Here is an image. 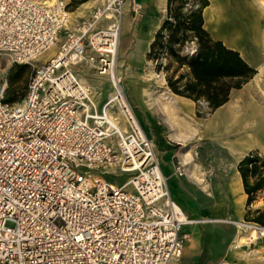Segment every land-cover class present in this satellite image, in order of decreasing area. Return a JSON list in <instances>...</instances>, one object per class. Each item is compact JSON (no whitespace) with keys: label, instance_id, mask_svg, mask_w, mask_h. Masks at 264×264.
<instances>
[{"label":"built area","instance_id":"built-area-1","mask_svg":"<svg viewBox=\"0 0 264 264\" xmlns=\"http://www.w3.org/2000/svg\"><path fill=\"white\" fill-rule=\"evenodd\" d=\"M188 4V3H187ZM95 0H0V53L34 66L22 97L0 89V264H177L192 222L171 197L154 142L117 72L126 9ZM72 24V26H68ZM91 68L111 89L98 105ZM128 173L121 184L104 174ZM174 171L185 173L178 160Z\"/></svg>","mask_w":264,"mask_h":264},{"label":"crops","instance_id":"crops-1","mask_svg":"<svg viewBox=\"0 0 264 264\" xmlns=\"http://www.w3.org/2000/svg\"><path fill=\"white\" fill-rule=\"evenodd\" d=\"M89 1L91 4L92 0ZM136 1L141 6L139 12L133 13L127 7L120 30L118 53L126 55L125 62L146 57L167 7V0ZM263 1L208 0L202 10L204 27L215 39L239 51L257 70L256 74L264 69ZM253 80L259 83L256 78ZM253 84L231 89L229 99L207 118L196 114L192 99L171 91L170 103L166 102V111L171 110L170 119L151 129L139 120L154 142L171 197L192 220L182 227L188 237L177 264H210L214 243L219 240L215 231L219 221L244 219L247 193L237 164L250 150L264 154V103L246 99L253 90L260 94ZM139 96L147 108L143 93ZM180 142L190 147L176 149L175 143ZM163 155H169L168 168L162 165ZM178 160L185 166L181 175L174 171ZM260 190L251 203L253 208L262 206L264 187ZM220 244L226 243L220 240Z\"/></svg>","mask_w":264,"mask_h":264},{"label":"trees","instance_id":"trees-1","mask_svg":"<svg viewBox=\"0 0 264 264\" xmlns=\"http://www.w3.org/2000/svg\"><path fill=\"white\" fill-rule=\"evenodd\" d=\"M81 1L69 0L68 6ZM207 4L208 0H167L163 21L146 52V58L155 62L156 71L164 72L168 88L196 103L197 115H202L198 109L200 100L211 112L229 99L231 89L241 87L256 72L239 51L215 39L204 27L202 10ZM163 58H167L166 62H162ZM24 92L14 95L8 87L3 99L14 102ZM237 168L248 206L264 187V156L257 149L250 150ZM244 218L264 225V208L255 209L252 216L247 208Z\"/></svg>","mask_w":264,"mask_h":264},{"label":"rangeland","instance_id":"rangeland-1","mask_svg":"<svg viewBox=\"0 0 264 264\" xmlns=\"http://www.w3.org/2000/svg\"><path fill=\"white\" fill-rule=\"evenodd\" d=\"M85 1L87 0L77 2V5L70 4L71 6L69 7V10L72 12L70 14L72 18H76L75 15L79 14L77 10L79 7L81 10H84V8L81 7V4ZM68 26H72V24H68ZM121 35L124 40V34ZM56 44L57 47L55 50L58 49V43ZM52 54L53 53L49 48L40 53L29 63H16L11 62L7 55L0 53V89L4 88L3 96L6 95L8 87H10V92L14 95L24 92L34 66L43 60L48 59ZM125 57V54L121 56V54L118 53L117 72L121 77L122 87L128 100L134 107L138 120H142L147 129H151L152 127L155 128L157 125L162 124L166 119L171 118V110L166 111L168 108L166 102L170 101L169 96L171 90L166 84L164 72L162 70L156 71L155 62L146 57L139 61L129 62H125ZM166 60L167 58H163L162 62H166ZM20 65L22 66L20 67ZM256 72L247 80L248 82L246 81L247 84H245V82L242 86L245 87L249 83L256 84V81L253 80L256 78L259 81V83L256 84V88L257 92L260 94L256 93V90H253L246 99L251 102L264 103V69L258 74H256ZM82 74L83 77L92 83L99 92L97 100L98 105H100L106 97V92L111 89L110 82L106 77L97 75L94 70L88 67L83 69ZM140 92L143 93V100H145L147 108L141 104L139 96ZM198 104V109L202 113V115L198 116L202 118L209 117L211 112H207L208 108L205 101L200 100ZM174 147L183 151L190 147V144L180 142L175 143ZM259 154L264 156V154L260 152ZM162 165L164 168L169 167V155H163ZM104 177L114 184H121L128 178V173L117 171L104 174ZM260 192H263V190H260ZM260 192H257L255 199H257ZM254 201L255 200L251 203ZM262 202V206L258 208H264V197ZM251 203L248 206L246 205L245 209H250V216L255 215V209H257L253 208ZM240 221L242 222L241 226H238L233 220L219 221V225L215 228V231L219 233V240L214 243L215 250L214 255L211 256L212 262L210 264H264V235L258 234V238H253L252 240L247 238L245 241L246 243L244 242V244H240L241 246L236 245V242L234 247L230 246L238 229H241L245 234H248L247 232L251 225H262L253 220H246L245 218ZM220 240H224L226 244L221 245Z\"/></svg>","mask_w":264,"mask_h":264},{"label":"bare ground","instance_id":"bare-ground-1","mask_svg":"<svg viewBox=\"0 0 264 264\" xmlns=\"http://www.w3.org/2000/svg\"><path fill=\"white\" fill-rule=\"evenodd\" d=\"M95 0H92V3L94 2ZM90 3V1L88 0V2H83L82 4H81V7H84L85 9L86 8H88L91 4H89ZM89 4V5H88ZM88 5V6H87ZM262 5L264 6V1H263V3H262ZM78 10V12H80V13H82L83 12V10H81L80 8H78L77 9ZM72 12H69L68 13V19L72 22L74 19V17L72 18L71 16H70V14H71ZM76 16V15H75ZM55 44L56 43H54L53 45H51L49 48L51 49V51H52V53L54 54L55 52H56V47H57V44H56V46H55ZM48 48V49H49ZM52 54V55H53ZM51 55V56H52ZM150 72V71H149ZM151 73V72H150ZM98 94V96H99V93H97ZM236 223H237V225L238 226H241V224H242V222L241 221H235ZM238 233H237V235L235 236V241L234 242H236V245H240V244H242V243H244L246 240H247V238L249 239H253V238H258V234H260V235H264V225L262 226H256V225H251L250 226V229L248 230V234H245L241 229H238V231H237Z\"/></svg>","mask_w":264,"mask_h":264}]
</instances>
